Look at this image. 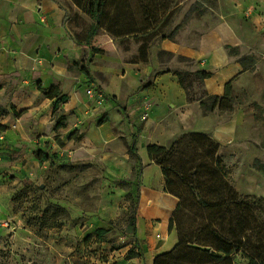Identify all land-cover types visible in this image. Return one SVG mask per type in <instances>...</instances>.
Returning a JSON list of instances; mask_svg holds the SVG:
<instances>
[{"label":"crops","instance_id":"obj_1","mask_svg":"<svg viewBox=\"0 0 264 264\" xmlns=\"http://www.w3.org/2000/svg\"><path fill=\"white\" fill-rule=\"evenodd\" d=\"M64 17L55 0H0V125L6 127L0 132L3 217L9 215L13 187L18 188L26 178L35 181L37 175H49L34 152L47 147L54 150L57 136H65L54 130L60 116L67 120L68 134H82L83 157L101 163L105 178L132 184L137 196L134 236L143 258L117 260L119 255L113 253L106 263L93 259L96 264H142V260L152 264L157 255L171 251L178 242V236L169 230L178 199L165 192L161 169L150 160L148 146L168 149L183 135L205 134L220 146V154L233 149L236 156L229 166L234 189L244 196H264V175L251 168L256 157L242 159L253 131L251 109L233 106L230 113L215 110L204 114L198 101H187L171 71L153 72L159 66L155 56L159 51L187 58L197 70L211 74L202 83L205 96L221 97L228 83L234 90L243 73L242 65L229 54L243 44L237 30L221 23L194 44L162 41L145 62L93 64L87 69L94 83L88 82V72L82 68L87 51L69 35ZM39 87L46 93L56 88L67 102L54 112V100ZM89 87L97 88L104 97L99 116L90 111L85 94ZM3 175L7 176L1 179ZM118 190L88 220L90 231L107 230L120 214L123 191Z\"/></svg>","mask_w":264,"mask_h":264},{"label":"rangeland","instance_id":"obj_2","mask_svg":"<svg viewBox=\"0 0 264 264\" xmlns=\"http://www.w3.org/2000/svg\"><path fill=\"white\" fill-rule=\"evenodd\" d=\"M55 1L64 12L69 35L87 51L82 68L88 72L90 81L96 82L87 69L93 64H104L109 60L125 64L140 61L138 45L131 37H126L128 39L121 44L120 40L107 34L108 26L127 30L134 20H138L133 6H126V3L132 5L136 0H114L115 7H102L106 15L103 12L100 20L87 13L88 0ZM148 1L153 3L154 9L165 7V4L172 6L179 1L168 21L163 20L164 16L159 19V35L150 42L148 54L164 40L194 44L204 32L221 23H228L239 32L243 44L238 49H230L229 54L242 65L243 73L232 92L235 95L234 106L240 110L251 109L253 130L242 159L247 161V158L255 156L251 168L264 175V0ZM109 16H114L112 23H108ZM155 56L159 66L153 72L194 73L197 70L193 61H183L179 56H169L163 51L155 53ZM191 91L196 96L203 94L200 85H194ZM63 125L57 132L66 134L57 136L54 150L49 147L43 150L48 154V160L44 164L36 160L48 170L49 175L45 178L37 175L39 180L35 181L26 178L18 188L13 187L9 215L3 217L0 211V264H96L93 259L106 263L110 254H118L117 260L126 259L131 250L139 253L135 258L142 259L143 249L134 236L137 196L132 184L105 178V167L101 163L83 157L82 134L77 131L68 134L67 120ZM220 151L219 147L217 155L226 166L233 186L229 165L236 155L230 148L221 154ZM4 176L7 175L1 179ZM117 189L123 191L120 214L109 222L107 230L100 233L90 231L88 220L104 203L108 204L106 197ZM259 198L264 199V196ZM184 225L190 227V221L185 220ZM177 227L174 223L172 230L178 236ZM142 264H145L144 260ZM164 264L186 263L168 259ZM233 264H247V261L238 254Z\"/></svg>","mask_w":264,"mask_h":264},{"label":"trees","instance_id":"obj_3","mask_svg":"<svg viewBox=\"0 0 264 264\" xmlns=\"http://www.w3.org/2000/svg\"><path fill=\"white\" fill-rule=\"evenodd\" d=\"M178 2L155 9L148 0H136L132 5L126 3L128 7L133 6L138 20H134L127 30L108 26L107 34L120 40L121 44L128 39L126 37H131L138 45L139 60L145 62L150 42L159 35V19L164 16L163 20L168 21ZM115 5L114 0H88L87 13L91 18L100 20L105 14L102 7L107 9ZM107 20L112 23L114 16H109ZM180 59L191 61L184 57ZM172 73L185 91L187 101H198L204 114L215 110L230 113L233 110L231 83L225 86L221 97L205 96L204 93L196 96L191 89L194 85L202 86L203 81L210 77L209 72ZM39 90L49 100H54V112L59 105L67 102V97L54 87L47 93L41 87ZM10 110L13 111L12 108ZM2 113L3 110H0V115ZM14 116L19 115L14 113ZM64 121V116L58 117L54 130L63 128ZM5 130L6 127L0 125V132ZM219 147L209 136L197 133L181 136L168 149L155 145L147 147L150 160L161 169L165 192L178 199L169 223V230L177 223L178 242L171 251L157 255L153 264H164L168 259L183 260L186 264H233L238 254L247 264H264V199L243 196L233 188L226 166L217 155ZM129 153L137 162L134 151L129 149ZM34 156L40 164L48 160V154L42 150H36ZM185 220L190 221V227H185ZM95 232L100 233L98 230ZM135 257H139V253L131 250L126 259Z\"/></svg>","mask_w":264,"mask_h":264},{"label":"built area","instance_id":"obj_4","mask_svg":"<svg viewBox=\"0 0 264 264\" xmlns=\"http://www.w3.org/2000/svg\"><path fill=\"white\" fill-rule=\"evenodd\" d=\"M86 97L90 103V111L95 116H99L102 112V105L104 101V97L102 93L95 87H89L85 91ZM3 140V135L0 133V141ZM2 225V224H1Z\"/></svg>","mask_w":264,"mask_h":264}]
</instances>
